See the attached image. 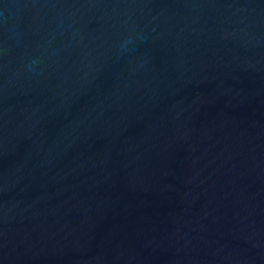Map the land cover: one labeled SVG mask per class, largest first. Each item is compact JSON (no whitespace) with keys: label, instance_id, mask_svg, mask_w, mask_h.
Here are the masks:
<instances>
[{"label":"water","instance_id":"95a60500","mask_svg":"<svg viewBox=\"0 0 264 264\" xmlns=\"http://www.w3.org/2000/svg\"><path fill=\"white\" fill-rule=\"evenodd\" d=\"M0 264H264V0H0Z\"/></svg>","mask_w":264,"mask_h":264}]
</instances>
